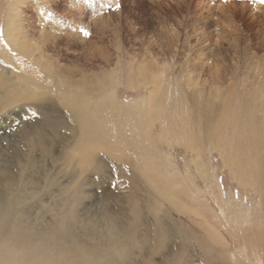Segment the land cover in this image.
Segmentation results:
<instances>
[{"label": "rangeland", "instance_id": "1", "mask_svg": "<svg viewBox=\"0 0 264 264\" xmlns=\"http://www.w3.org/2000/svg\"><path fill=\"white\" fill-rule=\"evenodd\" d=\"M12 4H18L16 10L19 16L14 19L22 22L16 23L20 33L14 34L21 36L20 40L16 39L17 44L15 41L10 43L4 34V16ZM117 4L120 5L119 10H116ZM81 29H86L90 35L84 36ZM16 45L18 46L14 47ZM20 49L25 53H20ZM38 53L42 55L39 60L41 67L34 61ZM165 63L164 81L162 80L157 97L166 106L163 105L166 121H163V127L175 128V114L185 110L189 125L195 130L191 129L196 134L193 137L196 146L201 145L195 137L198 129L208 128V125L198 119L204 118V112L218 108L212 103L209 107L210 101L206 105V98L210 97L211 102L217 101L215 91L224 95L228 92L233 98L230 111L236 113L233 116L238 119L234 118L235 122H229L231 125L224 128L226 133L219 139L220 142L223 140L219 144L221 147L223 145V150H229L230 147L235 150L233 153L240 163L238 170L242 173L243 185H237L231 178L230 170L222 165L223 161L217 152L201 154L210 179L202 180L193 165L198 156L183 147L170 148L165 141H157L155 136L158 124L151 130L153 140L137 143V140L143 141L141 137L134 138V134L143 128V120L137 108L132 111L126 104L149 95L153 90L150 84L142 87L143 79L138 78L139 67L144 65L157 73ZM102 72L110 76L100 83L99 76ZM93 75L96 76V82H99L96 86L91 82ZM2 76L12 82V87L18 86L16 91L24 88L34 91L35 101L25 102L30 105L25 108L32 114L22 109L13 111L12 114L8 111L0 112V169L5 167L7 174L15 176L19 168L17 162L22 159L25 145L29 146L27 135L33 127L31 124L35 119V110L36 116L46 115L48 123L45 125L56 124L55 134L48 132V148L51 146V155L58 157V160L53 161V158L51 162L44 161L49 159L50 153L43 155L33 143V148L29 149L28 163L31 170L27 172V179H32L33 172L37 178L31 180L35 185L28 186H37L40 190H34L37 194L35 199L32 198L35 203L29 209L30 218L36 219L39 211L46 210L40 203H52L56 200L57 194L54 191L57 186L64 193L71 187L73 189L76 184L75 190L84 192V201L82 203L80 200L76 216L80 221L86 222L88 218L96 221L99 206L103 202H110L107 209L111 211L121 205L117 198L122 197L126 190L124 184V187H120L121 181L123 183L126 179L131 182V186L133 181L136 186H146L141 173L148 175L145 161L152 160V168H156V176L152 177V181L161 189L160 186L168 187L169 179L170 182H175L183 177L184 182L177 181L180 187L173 191L178 192L182 203H187L183 207L191 208L188 209V214L196 208L197 199L193 202L192 196L197 195L199 206L202 205L201 212L206 218L203 220L205 225L208 226L209 223L219 231L222 230L218 234L224 240L226 238L227 247H232V250L229 248L230 251L236 248L237 254L240 253V256L236 252L230 253L224 263L235 264L232 259L235 256L240 264H245V257L241 254L243 247H237L240 243H236L237 236L241 237L242 234L235 233V230L233 234V226L237 224L240 208L250 212L259 202L264 203V142L260 148L263 152L255 156L259 162L254 159L250 169L245 168L244 148L247 142L238 137V133L243 130L240 115L244 114L255 93L264 99V3L261 0H0V78ZM130 76L134 79L131 83L134 84V90L128 86ZM81 77L84 78L83 81L88 78L89 82L83 84ZM146 82L148 83L144 79V83ZM76 84L83 96H93L94 100L90 105L92 108L89 109L95 115L93 122L96 121L100 127L102 143L93 153L96 166L83 171H78L76 166L66 165L67 162L63 160V147L73 133L76 136V124L73 116L60 108L61 97L55 96L56 93L69 95L76 92ZM58 99L60 102H57ZM195 104L198 106H194ZM200 106L202 108L198 114ZM230 133L234 135H229ZM74 140L72 138L73 142ZM61 151L63 152L59 155ZM164 159L170 163H165ZM45 172L54 178V182L43 188L40 173L46 174ZM187 174L192 177L193 182L187 180ZM165 178L169 179L166 181ZM209 189H212L214 197L207 194ZM140 194L143 199L153 195L146 188H141ZM216 195L219 200H216ZM225 211L227 214L223 213ZM176 215H179L180 220L186 219V225L197 233L204 231L203 221L201 224L194 223L192 213ZM259 217L264 221V212ZM228 226H232L230 231ZM202 259L205 264H210L209 260L206 261L207 258ZM250 260L246 264L254 263ZM142 263L152 264L145 260Z\"/></svg>", "mask_w": 264, "mask_h": 264}, {"label": "bare ground", "instance_id": "2", "mask_svg": "<svg viewBox=\"0 0 264 264\" xmlns=\"http://www.w3.org/2000/svg\"><path fill=\"white\" fill-rule=\"evenodd\" d=\"M11 6L12 7L4 16V34L6 39H9L10 43H13L14 41V43H16V39H21V36L14 34L17 32L20 33V30H18L19 26L16 25V23L19 24L22 22L20 19H14L19 16V12L16 10L18 4H12ZM17 46L18 45L14 47ZM18 51L22 54L25 53L22 49ZM41 56L42 55L38 53V56L34 58V61L38 63V66H40L39 60H41ZM165 65L166 63L164 66L162 65L163 67L160 66L161 68L157 70V73H153L144 65L139 67L138 78L140 77L143 79V82L141 81L142 87H145V84H150L153 90L150 93L148 91L149 95H144L143 97H140V99L126 104V106L128 105L129 107L128 109L132 111L134 108H137L140 111L139 113L141 115V119L143 120V128L139 129L136 135L134 134V138L139 139V137H141L143 138V141L140 142V140H137V143L140 144L144 143L146 140H153L150 136L151 134L153 137L151 130L155 124H158V131L155 136L157 141H165L170 148L175 146L183 147L188 150V152L198 156L193 165H195V169L202 180L207 181V179H209V173H207L206 165L202 161L201 154L207 153L210 155V152H217L223 161L222 165H225L230 170L231 178L237 182V185H243V181L241 179L243 178L242 173L238 170L240 163L234 155L235 153H233L235 150H232L231 147L229 150H223V145L221 147V144H219L220 140L226 133L224 128L232 123V121L235 122L234 118L238 119L237 116H233L236 113L233 114V112H231L232 110L230 105L233 98L229 96L228 92L224 95L223 93H219L217 91H215L214 96L217 101L211 102L212 100H210V97L206 98V105L207 102L210 101L209 107L212 103L213 105H217L218 108L211 111L208 110L204 113L202 112L204 118L202 120L201 118L198 119L199 121L204 122L206 126L208 125V128L198 129L197 131V136L195 137L199 139V143L201 144L198 147V145L196 146L193 138L196 134L193 133L192 130L194 129L189 125L190 121L187 118L188 116L186 117V113H184L185 110L183 104L182 107L184 111L181 110L183 113L178 112L174 116V121L177 126L173 129H165L163 127V123L166 122L163 114L164 104H162L161 100L157 97L159 96L160 85L162 84V78L166 70V68L164 69ZM101 74L102 75L99 76L100 83H102L106 77L110 76H107L105 72H102ZM83 77H81V82L83 84L88 83V78H85L86 80L83 81ZM95 77V75L91 76L93 79L91 82L94 86H96V83H99L96 82ZM144 79H146L148 83H144ZM133 80L132 76H130L128 86L130 85L132 90L135 89L134 84H131L133 83ZM17 87H15V85L12 87V82L7 80L4 76L0 78V112L8 111L9 114H12L13 111L22 109L28 114H32L29 109H26L28 108L27 106L30 107V105L25 104V102L35 101L34 91H30V89L25 88L24 90L19 89L16 91L15 89ZM74 88L77 89L76 92H72L69 95L55 92V96H57L56 98H58V95L61 97L60 100L62 107L60 106V108L71 114L76 124V136L73 133L70 140L63 147V151H65L63 160L64 162H67L66 165L76 166L78 171H83L96 166L97 161L96 158L93 157V153L102 143L99 136L100 127L96 121L93 122L95 115L92 114L89 109L94 100L93 96L90 98L83 96L81 91L78 90L80 88L77 84ZM189 89L193 91L191 87H189ZM64 90L66 91V89ZM55 96L53 98H55ZM57 102H60L59 99ZM109 102L107 103L109 104ZM31 105L34 106L33 104ZM196 105L198 106V104H195L194 106ZM164 107L166 106L164 105ZM199 108L198 114L201 112L202 106ZM36 111L37 110H35V112ZM35 112L33 113L35 114ZM34 116L35 119H33V124H31L33 127L30 134L27 133L30 135V137L27 135V140L29 139V146L25 145L26 148L25 152L22 154V159H18L19 161L17 162V166H19V168L15 172V176L12 177L9 173L7 174V168L5 167L0 169V264H143V260L152 264H205L202 257L207 258L206 261L208 262L209 260L210 264H225L224 259L230 256V253L236 252V248H233L234 251H230L232 247H229L230 249L227 247L225 241L226 238L224 240V238L218 234L222 230L219 231L218 228L209 223H207L208 226L205 225L203 220H206V218L201 212L202 205L201 207L199 206L200 204L198 197H196L197 195L192 196L193 202L197 199V204L195 206L196 208H193L191 213L194 216V223L201 224V221H203L205 228L203 229L201 226V229L204 231L199 234L197 231H194L186 225V219H178L179 215H176L178 213L191 215V213L188 214V209L191 208L187 209L183 207L187 203H182L177 194L178 192L174 193L173 191L174 189H179L180 187L178 186L179 183L177 181L183 183L184 178L182 177L180 180L175 182H170V179L168 178L169 180L167 179V183L170 189L167 190L168 187L164 188V186H160V189L158 184L152 181V177L156 176V168H152V160L145 161L146 169H148V171L146 169L145 170L148 175H143L141 173L146 186H136L134 181L133 186H131V182H128V179V181L124 179L123 183L121 181L119 183L120 187H124L125 185L124 188H126L123 196L117 198L121 205H117L115 210L112 205L111 208L113 211H111L110 209H107V205H111L110 202L102 201L103 204L99 206L100 208L98 209L96 215V221L89 218L86 222L80 221L76 216L77 207L84 201V192L76 191V184L73 186V189H71V187L64 191V193L61 192L62 189L57 186L54 191L57 194L56 200L52 203L50 201L40 203V205H43L44 207H42L46 208V210L42 212L39 211V216L36 219L30 218L29 209H31L33 207V203H35L32 198L35 199L37 194L34 190L36 189L40 191L37 186H35V188L28 186L30 184L35 185V182L31 180L37 178L33 172L32 179H27V172L31 170L28 162L30 161L29 149L33 148L32 143L35 144V147L38 151L40 150L43 155L50 153V156H47L49 159L44 161L49 160V162H51V159L53 158V161L58 160V157L51 155V146L50 149L48 148V132L52 131V135L55 134L56 124L54 125L51 123L53 126L45 125V123H48V118H46V115L44 114H37V116ZM240 120L243 130L241 129L242 132L238 133V137L242 140H246L247 142V146L244 148L245 168L251 169L250 164L257 157L256 155H260V152L262 151V149H260L261 144L264 142V128H262L264 125V99L262 96L255 93L244 114L240 115ZM236 124L234 123V125ZM229 135H234V133H230ZM131 136L130 138H132ZM72 138H75V142L72 141ZM156 146L158 145L156 144ZM63 151H61L59 155H61ZM166 160L164 159L165 163H167ZM168 163H170V161ZM166 169L168 170L169 168L167 167ZM45 173L46 174L40 173V177H42L40 180H42L41 184L43 188L53 184L54 182V178L49 177L47 172ZM186 176L187 180L193 182L190 175L187 174ZM169 183H172V185ZM163 184L166 183L163 182ZM238 187L240 188V186ZM141 188H146L147 191L153 193L154 196H147L143 199L140 194ZM259 191H261V189ZM207 194L212 196V189H209ZM215 198L216 200H219L218 195H216ZM80 200L82 201L80 202ZM252 209H254L253 211L251 210L252 212H248V210H245L244 208H240V210H238V220H236L237 224H234L233 226V234L234 230L236 231L235 233L239 232L242 234L241 237L237 236L236 243H240L237 244V247L239 246V248L242 245L243 249L241 247V254L244 255L246 262L251 259L250 261L253 260L255 264H264V221L260 219L261 217H259L264 212V203L259 202V204ZM172 212L176 214H172ZM223 213H226V211ZM182 218H184V216H182ZM227 220L228 219L226 218V221ZM189 221L190 220H188V222ZM231 227H229V231ZM95 240L97 241L96 243ZM159 250H161V252H158ZM232 259L235 264H240V260H238L235 256H232Z\"/></svg>", "mask_w": 264, "mask_h": 264}, {"label": "snow or ice", "instance_id": "3", "mask_svg": "<svg viewBox=\"0 0 264 264\" xmlns=\"http://www.w3.org/2000/svg\"><path fill=\"white\" fill-rule=\"evenodd\" d=\"M261 3H264V0H261ZM119 8H120V5L117 4V5H116V10H119ZM81 32H82V34H83L84 36H89V35H90V33H89L86 29H81ZM34 115H35V114H34Z\"/></svg>", "mask_w": 264, "mask_h": 264}]
</instances>
